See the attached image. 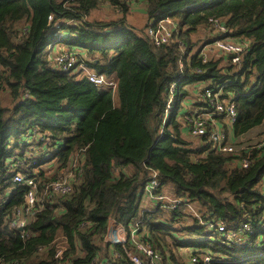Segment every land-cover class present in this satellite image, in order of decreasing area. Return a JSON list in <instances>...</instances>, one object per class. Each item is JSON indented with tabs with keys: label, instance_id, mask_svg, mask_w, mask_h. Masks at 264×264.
<instances>
[{
	"label": "trees",
	"instance_id": "16d2710c",
	"mask_svg": "<svg viewBox=\"0 0 264 264\" xmlns=\"http://www.w3.org/2000/svg\"><path fill=\"white\" fill-rule=\"evenodd\" d=\"M138 2L153 24L174 22L172 42L156 46L147 26L134 27L130 0H0V198H9L0 205L1 264H135L131 242L106 240L111 220L137 225L171 264H186L189 254L180 248L197 245L232 264H264L260 251L223 246L217 229L207 227L222 222L240 230L264 220V150L256 147L264 138H250L264 127V0ZM103 7L116 19L90 21ZM216 19L226 36L249 42L240 64L224 55L203 62V44L193 36L211 35ZM62 43L68 48L61 51L76 55L69 70L56 68L52 56ZM82 66L115 83V92L77 78ZM173 83L177 98L167 113ZM197 83L224 86L235 97L237 120L222 124L233 154L211 150L209 133L195 137L196 147L186 138L182 100ZM246 158L251 164L243 168ZM18 161L25 164L17 170L40 183L26 239L9 218L28 191L11 181L7 165ZM154 172V193L167 189L175 208L169 201L142 206ZM69 176L72 191L48 199L44 188ZM60 244L66 250L55 259Z\"/></svg>",
	"mask_w": 264,
	"mask_h": 264
},
{
	"label": "built area",
	"instance_id": "2783aa9c",
	"mask_svg": "<svg viewBox=\"0 0 264 264\" xmlns=\"http://www.w3.org/2000/svg\"><path fill=\"white\" fill-rule=\"evenodd\" d=\"M133 5L139 0H130ZM52 19V16L50 17ZM176 27L171 19H165L158 21L157 24H150L147 28L148 36L153 40L156 46L168 44L173 40ZM227 28L221 20H211V40H208L202 47L201 53L203 55V62L207 63L212 59H217L221 55L230 59L233 64H240L242 58L247 53L249 48L248 41H236L228 36ZM55 66L59 69L69 70L76 65V55L72 52H61L54 55ZM180 67H184V63H180ZM86 69L85 66L81 67ZM89 77L90 82L101 87H114L115 83H111L104 75L91 74ZM197 87L198 93L195 97V110L194 113H189L187 118L188 131L193 137H201L209 133L210 141L212 142L211 150L216 152H222L225 154H233L235 149L233 147L230 135L221 128L220 123L233 124L237 120L238 111L236 106L235 97H229L225 94L224 86H220L217 89H213L207 84H194ZM193 87V88H194ZM177 83H173L170 87L171 98L177 96ZM187 90V89H186ZM172 101L169 100L167 106V113L172 109ZM181 113V111H180ZM257 148L264 150V139L256 145ZM35 163V162H34ZM25 164V161H18L17 163H9L7 169L11 175V181L16 184H22L28 187L27 194L25 196V205L16 208L9 216L11 225L18 227L22 231V238L26 239L30 236L29 231H25L30 221L33 218L34 212L37 207H40L41 197L39 196V181L37 178L30 175H25L17 170L19 165ZM251 164L249 158L240 161V165L243 168H247ZM28 166V164H26ZM72 173V172H71ZM70 173V174H71ZM157 173L154 172L150 182L146 186L145 196L153 198L154 202L169 201L172 208H175V200H172L165 191L161 193H154L160 183L157 180ZM73 176H69L63 179L61 177L59 182H54L50 186L44 188V194L48 196V199L54 200L58 194L65 195L72 191ZM9 201L8 195L0 198V205H4ZM193 210V214L199 216L198 210L193 206H190ZM202 224H204L202 222ZM207 226V225H206ZM208 229H214L217 232L218 238L221 239L223 246H237V247H249L252 250H258L264 255V220L258 225H253L250 222H243L240 230H235L227 227L222 222L213 225L209 222ZM145 232H141L137 225L123 226L115 220L110 221V226L106 240L111 244L125 245L128 242L133 244L132 253H129V257L135 264H171L166 261L160 251H158L153 244L145 239ZM188 239V237L186 238ZM185 239V240H186ZM65 245L60 244L58 251L55 254V259L61 258L65 252ZM182 251H186L189 254V258L186 264H232L229 258L212 255L207 252L201 246H188L180 248ZM137 255H141L143 259ZM116 256L119 257L118 254ZM104 262L102 261V264ZM1 264V263H0ZM6 264V263H3ZM98 264V263H97ZM101 264V263H99Z\"/></svg>",
	"mask_w": 264,
	"mask_h": 264
},
{
	"label": "rangeland",
	"instance_id": "374dc122",
	"mask_svg": "<svg viewBox=\"0 0 264 264\" xmlns=\"http://www.w3.org/2000/svg\"><path fill=\"white\" fill-rule=\"evenodd\" d=\"M113 19H116V15L111 13L110 9H108L106 7H103V8H100V9L96 10L89 17L90 21H94V20H108V21H111ZM130 20L132 21V23L134 22L135 25L137 24L138 26H142L144 24L145 20H146V16L142 15V13L140 11L136 10V11H134V13H132V15L130 17ZM194 39H201V44H203V43H205L206 41H208L210 39V36L208 35V32L206 33V31L204 32V30H201V32H199V33H197L196 35L193 36V40ZM62 46H64L65 48H68L67 46H65L64 43H62L61 46L58 44V47L54 48L55 50H58V52L55 55H57L58 53L63 52L60 49V48H62ZM196 51H197V49L195 48L191 54L196 53ZM55 52L56 51H51L50 54H54ZM52 56H54V55H52ZM74 73H78L79 76L77 78H79V79L84 77V76H90L91 74H95L90 69H88V68L82 69L81 67L76 68V70H74ZM112 89H114V92H115V88L112 87ZM186 91L189 93V95L183 98V102H184L183 105H184L185 112L186 113H191L192 111L195 110V108L192 107L193 103L191 104V106H187V109H186V105H187L188 101H191V102L193 101L195 103L196 93L192 94L191 93V88L187 89ZM168 96H169L170 100L173 99L172 103H174V101L176 100L177 96H174L173 98H171V96H172L171 91L169 92ZM114 97L116 99V94L115 93H114ZM3 98H4V100H3L4 105H6L8 108L11 109V107L13 106V103H12V98L10 97V95L7 92H3L2 96H1V99H3ZM169 112H170V110H169ZM192 113H194V112H192ZM185 127H187L186 123H184V128ZM263 129H264V127H262V128L259 127L258 129H256L250 135L252 143H255V142L261 140L262 138H264ZM186 138H188L190 140L195 139L196 143H193V146L194 147L197 146L199 138H195L191 134L186 135ZM196 139H198V140H196ZM164 191L167 193V189H165ZM153 200H154L153 198H151L149 196H145L144 199H143L142 206H148V205L154 203ZM188 222L191 224L192 220H188ZM189 223L186 222L187 225H190ZM188 238H194V237L189 236ZM194 239H197V236Z\"/></svg>",
	"mask_w": 264,
	"mask_h": 264
},
{
	"label": "crops",
	"instance_id": "0c3cea01",
	"mask_svg": "<svg viewBox=\"0 0 264 264\" xmlns=\"http://www.w3.org/2000/svg\"><path fill=\"white\" fill-rule=\"evenodd\" d=\"M136 10H138V11H140L141 13H142V15H145V12H144V4L143 3H136V4H134L133 5V11H132V13H134V11H136ZM132 13H131V15H132ZM146 16V15H145ZM131 17V16H130ZM131 21V20H130ZM131 24L134 26V27H137V28H144L145 26H147V28L149 27V25L150 24H152V22H150L149 20H148V18H147V16H146V20H145V22H144V24L142 25V26H138L137 24L135 25L134 24V22L132 23V21H131ZM146 28V29H147ZM209 36H210V38H211V35L209 34ZM209 40H211V39H209ZM207 42V41H206ZM205 42V43H206ZM205 43H203V45L205 44ZM202 45V46H203ZM201 46V47H202ZM53 51H55V50H53ZM57 52V51H56ZM55 52V53H56ZM54 53V54H55ZM222 56V55H221ZM226 62V60L224 59V61H223V65H224V63ZM194 84H190V85H188L185 89H189V88H191V93L192 94H195V92H197L198 93V89H197V87H194ZM193 103V105H192V107L194 106V102L192 101H188L187 102V105H186V109H187V106H191V104ZM184 102H183V100H182V111H181V113H184L185 112V109H184ZM196 105V104H195ZM221 124V126H222V124L223 123H220ZM221 128H223V126L221 127ZM188 134H190L189 133V131H185V135H188ZM230 135V134H229ZM231 136H232V140L234 141V135L231 133Z\"/></svg>",
	"mask_w": 264,
	"mask_h": 264
},
{
	"label": "clouds",
	"instance_id": "9594fccd",
	"mask_svg": "<svg viewBox=\"0 0 264 264\" xmlns=\"http://www.w3.org/2000/svg\"><path fill=\"white\" fill-rule=\"evenodd\" d=\"M246 248V247H245ZM250 250H252L251 248H249ZM262 256V255H261Z\"/></svg>",
	"mask_w": 264,
	"mask_h": 264
}]
</instances>
